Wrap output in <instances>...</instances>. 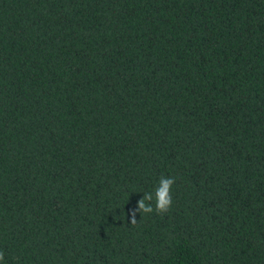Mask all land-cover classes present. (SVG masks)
Segmentation results:
<instances>
[{"label":"trees","instance_id":"obj_1","mask_svg":"<svg viewBox=\"0 0 264 264\" xmlns=\"http://www.w3.org/2000/svg\"><path fill=\"white\" fill-rule=\"evenodd\" d=\"M0 251L264 264V0H0Z\"/></svg>","mask_w":264,"mask_h":264},{"label":"clouds","instance_id":"obj_2","mask_svg":"<svg viewBox=\"0 0 264 264\" xmlns=\"http://www.w3.org/2000/svg\"><path fill=\"white\" fill-rule=\"evenodd\" d=\"M175 183L174 177H161L159 185L155 190V211L158 214L167 213L173 203L172 199V187ZM154 197L152 193H145L144 197L138 201L137 208L130 213V224L135 225L137 223L136 213L143 212L145 214H151L154 211L152 201ZM4 260V253L0 251V262Z\"/></svg>","mask_w":264,"mask_h":264}]
</instances>
